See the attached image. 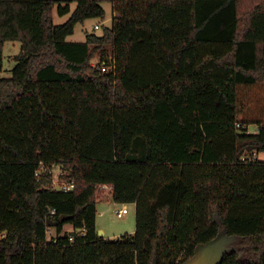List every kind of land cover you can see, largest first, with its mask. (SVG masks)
I'll return each mask as SVG.
<instances>
[{
	"label": "trees",
	"instance_id": "trees-1",
	"mask_svg": "<svg viewBox=\"0 0 264 264\" xmlns=\"http://www.w3.org/2000/svg\"><path fill=\"white\" fill-rule=\"evenodd\" d=\"M107 1L112 25L68 40ZM7 40L0 264H184L222 230L218 264H264V160H243L264 153V0H0V71ZM108 193L136 203L133 234L99 235Z\"/></svg>",
	"mask_w": 264,
	"mask_h": 264
},
{
	"label": "rangeland",
	"instance_id": "rangeland-1",
	"mask_svg": "<svg viewBox=\"0 0 264 264\" xmlns=\"http://www.w3.org/2000/svg\"><path fill=\"white\" fill-rule=\"evenodd\" d=\"M66 3H64L65 5ZM71 11L64 15H60L58 12L57 3L54 6V21L56 24H62L66 22L71 13L76 8L77 3L71 2ZM103 7L106 10L105 19L101 18H88L82 23H78L75 27L73 34L68 36V40L71 41H84L88 33L102 34L104 26H111L115 16L118 12L115 10L116 7L112 2H103ZM100 24L101 27L96 29L95 25ZM21 51V42L7 40L4 45V67L0 71V77H9L12 75L13 67L16 64L15 56ZM106 57L109 59L112 57L111 48L107 51ZM99 56L93 59V62L98 60ZM251 130H257L258 126L256 124H250ZM259 158L264 160V153L259 154ZM57 170V169H56ZM124 206L123 203L115 202L113 196L108 193L106 197L100 198L97 203V227L99 230H105L103 236L109 239H115L123 234H133L137 228V216H136V203L126 204L129 212L124 216H118L117 210ZM67 227L71 224H66ZM57 233L56 227H50L48 236L51 237L53 234ZM238 238L236 236L228 235L224 230L212 241L207 243L204 248L212 254L213 264H217L220 261L222 254L232 248L237 242Z\"/></svg>",
	"mask_w": 264,
	"mask_h": 264
},
{
	"label": "built area",
	"instance_id": "built-area-1",
	"mask_svg": "<svg viewBox=\"0 0 264 264\" xmlns=\"http://www.w3.org/2000/svg\"><path fill=\"white\" fill-rule=\"evenodd\" d=\"M100 27H101L100 24H96L95 25V28L96 29H98ZM102 63H103L102 70L105 71V72L106 71H110L111 69H115V63L114 62H110L108 64L106 61H103ZM237 125L239 127V131L240 132H246V133L257 132V130H251L250 129V126L251 125H245V124H240V123H238ZM259 154L260 153H258V152H254L253 154H249L247 156L244 155L243 156V160L249 162V161H254V160L260 159L259 158ZM47 168H49V169H51L53 171V177H54L53 184H54V186L57 189L63 190V191H71L74 188V186H75L74 181H70V180H67V179L62 178V174H64V173H63V171H62V169H61L60 166H58V165H52V166L47 167ZM102 187L103 188H106V189L111 188V186L110 185H107V184L102 185ZM128 212H129V210H128L126 204H124V206L122 208H119L117 210V215L118 216H124Z\"/></svg>",
	"mask_w": 264,
	"mask_h": 264
},
{
	"label": "water",
	"instance_id": "water-1",
	"mask_svg": "<svg viewBox=\"0 0 264 264\" xmlns=\"http://www.w3.org/2000/svg\"><path fill=\"white\" fill-rule=\"evenodd\" d=\"M64 220H65V216H61V217H59L58 221L50 222L48 225L54 226L58 222H64ZM98 233H99V235H103L104 232H103V230H99ZM204 246H200L198 248L196 255L194 257H192L190 260H188L187 262H185L184 264H213L212 254L209 253L204 248ZM218 263H219V261H218Z\"/></svg>",
	"mask_w": 264,
	"mask_h": 264
},
{
	"label": "crops",
	"instance_id": "crops-1",
	"mask_svg": "<svg viewBox=\"0 0 264 264\" xmlns=\"http://www.w3.org/2000/svg\"><path fill=\"white\" fill-rule=\"evenodd\" d=\"M97 229H99V227H97ZM72 230H73V226L72 225L68 226V227H67V225L64 226V231H72ZM103 232L105 233V230H103ZM106 239H109V238H106Z\"/></svg>",
	"mask_w": 264,
	"mask_h": 264
}]
</instances>
